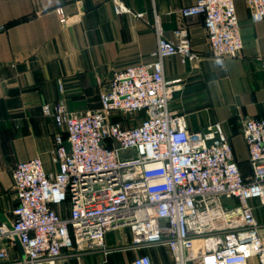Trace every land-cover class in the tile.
Listing matches in <instances>:
<instances>
[{"label":"built area","instance_id":"obj_1","mask_svg":"<svg viewBox=\"0 0 264 264\" xmlns=\"http://www.w3.org/2000/svg\"><path fill=\"white\" fill-rule=\"evenodd\" d=\"M236 0H197L178 10L182 18L204 16L207 39L221 62L237 57L244 42ZM114 12L133 13L126 0H111ZM250 19H264V0H245ZM60 21L68 22L63 8ZM142 17L143 13H134ZM153 60L115 72L100 92L96 110L71 111L64 98L42 105L59 133L48 172L40 157L12 171L17 204L11 224L0 218V264H82L85 253L139 252L128 264H155L152 248L167 249L168 264H264V240L250 204L264 202V115L248 118L242 133L251 173L244 176L220 123L191 131L169 109L174 84L163 60L199 61L185 25L176 39L164 37L155 17ZM264 65V58H261ZM60 92L64 84L59 81ZM125 126L124 116L133 121ZM66 135V137H65ZM67 143L69 146H67ZM126 228L130 242L108 246L111 231ZM20 244L23 255L11 257Z\"/></svg>","mask_w":264,"mask_h":264},{"label":"crops","instance_id":"obj_2","mask_svg":"<svg viewBox=\"0 0 264 264\" xmlns=\"http://www.w3.org/2000/svg\"><path fill=\"white\" fill-rule=\"evenodd\" d=\"M197 0H126L133 13L116 14L111 0H0V218L11 224L17 204L12 171L21 161L40 157L48 172L57 171L53 160L55 120L43 114L42 105L64 98L71 111L85 112L100 106V92L112 75L130 65L153 60L157 47L155 17L164 37L176 39L185 25L191 46L201 59L182 63L178 54L165 57L166 79L174 84L169 102L172 112L183 116L191 131H203L220 123V133L233 147L244 176L251 173L248 149L242 133L250 117L264 115V19L253 22L245 0H236L244 46L237 57L221 63L207 39L204 16L182 18L178 10ZM68 18L61 23L56 11ZM134 13H143L136 17ZM64 84L63 93L59 81ZM139 115V114H137ZM136 115V116H137ZM136 116L125 126L138 124ZM66 137V135H65ZM250 204L264 240V202ZM122 235L119 240L116 232ZM107 234L108 246L130 242L126 228ZM158 264L172 261L167 249H159ZM11 257L22 256L20 244ZM137 251H116L107 258L101 252L85 253L82 264H128ZM250 264H261L257 256Z\"/></svg>","mask_w":264,"mask_h":264},{"label":"rangeland","instance_id":"obj_3","mask_svg":"<svg viewBox=\"0 0 264 264\" xmlns=\"http://www.w3.org/2000/svg\"><path fill=\"white\" fill-rule=\"evenodd\" d=\"M144 117V114L143 113H140L139 115H137L136 116V121L137 122H139V121H141L142 120V118ZM116 232V237H118V240L120 239V238H122L121 236V234H120V232L119 231H115ZM150 253H151V255L153 256V260H154V263L155 264H158V260L159 259H161V254H159L158 255V252H160L159 251V248H152L150 251H149Z\"/></svg>","mask_w":264,"mask_h":264},{"label":"water","instance_id":"obj_4","mask_svg":"<svg viewBox=\"0 0 264 264\" xmlns=\"http://www.w3.org/2000/svg\"><path fill=\"white\" fill-rule=\"evenodd\" d=\"M67 146H69V144L67 143Z\"/></svg>","mask_w":264,"mask_h":264}]
</instances>
